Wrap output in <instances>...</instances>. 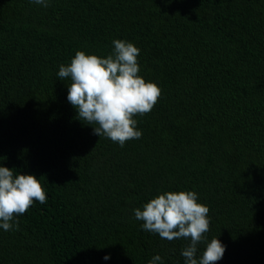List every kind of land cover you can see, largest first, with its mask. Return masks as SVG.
I'll return each mask as SVG.
<instances>
[{"label":"trees","instance_id":"1","mask_svg":"<svg viewBox=\"0 0 264 264\" xmlns=\"http://www.w3.org/2000/svg\"><path fill=\"white\" fill-rule=\"evenodd\" d=\"M116 39L162 89L123 147L77 119L57 75ZM0 166L48 197L0 228V264H184L189 240L134 216L181 190L210 209L198 256L217 237V264H264V0H0Z\"/></svg>","mask_w":264,"mask_h":264},{"label":"clouds","instance_id":"2","mask_svg":"<svg viewBox=\"0 0 264 264\" xmlns=\"http://www.w3.org/2000/svg\"><path fill=\"white\" fill-rule=\"evenodd\" d=\"M49 6V0H30ZM106 57L77 51L69 65H60V80L70 78L68 102L76 109L77 119L93 127V134L110 139L121 147L132 139H140L136 116H144L159 102L162 89L146 81L139 73L140 49L134 43L116 39ZM14 169L0 166V228L19 229L16 217L25 214L35 202L45 204L47 195L41 181L32 174H15ZM209 207L198 202L195 191H167L150 199L134 216L142 221V229L158 234L161 239L189 240L181 255L184 264H217L226 246L217 238L206 244L198 256V245L210 230ZM104 259H109L105 256ZM155 255L149 264H160Z\"/></svg>","mask_w":264,"mask_h":264}]
</instances>
